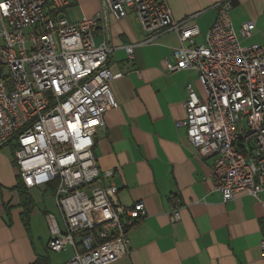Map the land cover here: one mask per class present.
Returning a JSON list of instances; mask_svg holds the SVG:
<instances>
[{"label": "built area", "instance_id": "2783aa9c", "mask_svg": "<svg viewBox=\"0 0 264 264\" xmlns=\"http://www.w3.org/2000/svg\"><path fill=\"white\" fill-rule=\"evenodd\" d=\"M76 0H0V150L14 148L13 162L26 190L51 189L58 218H45L47 249L66 264H113L130 253V234L146 217L141 203L124 207L112 171L101 172L94 154L104 115L118 108L108 68V16L133 13L153 45L174 33L178 46L167 72L194 70L199 97L187 86L186 120L179 123L203 160H212L214 188L224 204L238 195L258 200L264 191V46L243 47L253 22L236 33L232 0L218 14L203 44L193 18L176 21L164 0H100L95 17L69 22L63 15ZM99 33L101 43L96 44ZM133 60V46L125 47ZM171 221L181 219L174 199ZM264 253V239L260 244Z\"/></svg>", "mask_w": 264, "mask_h": 264}, {"label": "crops", "instance_id": "0c3cea01", "mask_svg": "<svg viewBox=\"0 0 264 264\" xmlns=\"http://www.w3.org/2000/svg\"><path fill=\"white\" fill-rule=\"evenodd\" d=\"M164 1L176 21L193 18L191 24L200 31L196 43L203 44L224 0ZM231 3L229 17L236 33L246 22L255 24L251 38L238 35L240 44L264 46V0ZM100 9V0H76L63 15L77 23L95 17ZM108 23L113 52L107 66L121 76L110 86L118 108L104 115L103 128L94 138V154L101 172H113L118 202L124 207L141 203L146 211L144 221L130 234L129 255L113 264H264L260 247L264 191L258 200L238 195L224 204L211 178L213 161L201 159L188 143L185 129L178 127L186 120L187 86L199 97L203 93L194 70H166V61L174 62L177 35L166 33L153 45H142L145 36L133 13L121 21L108 16ZM95 41L101 43L99 33ZM127 46H133V60L128 59ZM2 149L0 264H33L39 258L66 264L69 249L59 254L47 249L50 234L45 216L52 213L50 205L56 211L53 200H45L43 189L28 191L34 210L25 228L22 197L16 189L20 179ZM175 198L181 201V219L172 223Z\"/></svg>", "mask_w": 264, "mask_h": 264}, {"label": "trees", "instance_id": "16d2710c", "mask_svg": "<svg viewBox=\"0 0 264 264\" xmlns=\"http://www.w3.org/2000/svg\"><path fill=\"white\" fill-rule=\"evenodd\" d=\"M11 147V145H10ZM14 148L11 147L12 152ZM20 194V196L22 197V203H21V208H22V215H21V219L22 222L25 226V228L29 227V221H30V216L34 210V204H33V200L30 197L28 190L25 189V187L21 184V181L19 182L17 188H16ZM46 193L51 192V189L45 190ZM7 216H10V213H7ZM33 264H50L49 260L46 258H39L38 260H36Z\"/></svg>", "mask_w": 264, "mask_h": 264}, {"label": "rangeland", "instance_id": "374dc122", "mask_svg": "<svg viewBox=\"0 0 264 264\" xmlns=\"http://www.w3.org/2000/svg\"><path fill=\"white\" fill-rule=\"evenodd\" d=\"M2 153L4 154V156H6L7 158L13 161L12 150L10 148H3ZM45 198H46L45 200H53L51 199L52 194L50 192L46 194ZM50 210L55 215V217L59 219L57 212L53 208V205H50Z\"/></svg>", "mask_w": 264, "mask_h": 264}]
</instances>
